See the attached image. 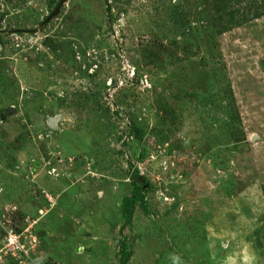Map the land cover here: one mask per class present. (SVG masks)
<instances>
[{
  "label": "rangeland",
  "instance_id": "rangeland-1",
  "mask_svg": "<svg viewBox=\"0 0 264 264\" xmlns=\"http://www.w3.org/2000/svg\"><path fill=\"white\" fill-rule=\"evenodd\" d=\"M58 1L0 0V264H264V0Z\"/></svg>",
  "mask_w": 264,
  "mask_h": 264
},
{
  "label": "trees",
  "instance_id": "trees-1",
  "mask_svg": "<svg viewBox=\"0 0 264 264\" xmlns=\"http://www.w3.org/2000/svg\"><path fill=\"white\" fill-rule=\"evenodd\" d=\"M219 7H223L222 3L220 5H218ZM253 15V17L258 16V13H253L251 14ZM250 16H246L244 18H240L238 21H233L234 22H238V24L240 22H244L245 20H247L246 18H249ZM232 23V24H233ZM230 24V23H229ZM137 172V169L135 168L131 174V177ZM133 183V194L132 197H127L124 201V204L126 205V208L128 209L129 213H131L132 211V203L137 201V200H142L143 199V187L141 185H139L137 182L132 181ZM145 187H146V182L144 181Z\"/></svg>",
  "mask_w": 264,
  "mask_h": 264
},
{
  "label": "water",
  "instance_id": "water-1",
  "mask_svg": "<svg viewBox=\"0 0 264 264\" xmlns=\"http://www.w3.org/2000/svg\"><path fill=\"white\" fill-rule=\"evenodd\" d=\"M66 0H59L58 1V3H57V5L55 6V8H54V10L46 17V19L44 20L45 22H47L51 17H53L55 14H57L58 13V11H59V9H60V7L63 5V3L65 2ZM56 120H57V118L56 117H53V118H51L50 119V125H53V124H55L56 123ZM133 180L135 181V182H137L139 185H143V180H142V178H141V176L139 175V173H135L134 175H133Z\"/></svg>",
  "mask_w": 264,
  "mask_h": 264
},
{
  "label": "built area",
  "instance_id": "built-area-1",
  "mask_svg": "<svg viewBox=\"0 0 264 264\" xmlns=\"http://www.w3.org/2000/svg\"><path fill=\"white\" fill-rule=\"evenodd\" d=\"M129 74L133 75L135 74L134 71L132 72H129ZM143 83V82H141ZM20 237H18L17 234L15 233H9L6 237V244H7V247L9 248V250L11 252H15L16 250L20 249V240H19Z\"/></svg>",
  "mask_w": 264,
  "mask_h": 264
},
{
  "label": "clouds",
  "instance_id": "clouds-1",
  "mask_svg": "<svg viewBox=\"0 0 264 264\" xmlns=\"http://www.w3.org/2000/svg\"><path fill=\"white\" fill-rule=\"evenodd\" d=\"M56 122H58V119H57V121ZM137 173V172H136Z\"/></svg>",
  "mask_w": 264,
  "mask_h": 264
}]
</instances>
